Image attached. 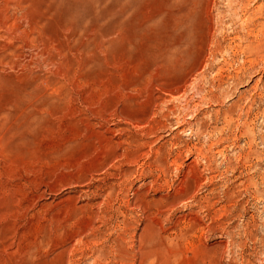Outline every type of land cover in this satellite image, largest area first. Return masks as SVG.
<instances>
[{"label": "rangeland", "instance_id": "obj_1", "mask_svg": "<svg viewBox=\"0 0 264 264\" xmlns=\"http://www.w3.org/2000/svg\"><path fill=\"white\" fill-rule=\"evenodd\" d=\"M264 0H0V264H264Z\"/></svg>", "mask_w": 264, "mask_h": 264}, {"label": "bare ground", "instance_id": "obj_2", "mask_svg": "<svg viewBox=\"0 0 264 264\" xmlns=\"http://www.w3.org/2000/svg\"><path fill=\"white\" fill-rule=\"evenodd\" d=\"M263 7H264V4H263ZM264 16V15H263ZM263 27H264V25H262ZM263 30H264V28H263Z\"/></svg>", "mask_w": 264, "mask_h": 264}]
</instances>
